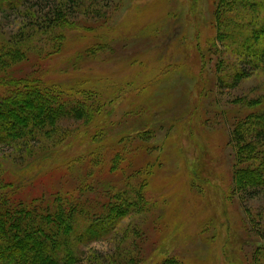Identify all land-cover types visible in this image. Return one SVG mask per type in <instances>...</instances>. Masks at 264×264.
<instances>
[{"label":"rangeland","instance_id":"rangeland-1","mask_svg":"<svg viewBox=\"0 0 264 264\" xmlns=\"http://www.w3.org/2000/svg\"><path fill=\"white\" fill-rule=\"evenodd\" d=\"M116 2L107 23L109 37L118 41L115 47L101 49L95 57L90 55L73 66L69 65L71 51L86 39L72 38L67 43L70 52L32 62L39 67L29 62L21 65L24 72L44 73L43 79L63 87L84 83L85 88H94L97 94L92 102L102 105H98L100 112L88 125L62 122L76 134L48 143L37 156L21 160L22 164L17 165L12 157L4 159L5 170L11 177L27 172L31 180L22 194L31 191L38 198L58 187L76 194L80 176L121 187L130 170L127 165H144L145 191L154 207L124 219L115 233L83 245L86 256L129 251L132 246L131 255L141 256L139 264H156L166 258L178 264H250L258 238L248 215L257 210L255 217L264 228V192L245 201L232 194L233 149L226 117L241 107L232 103L235 97L264 95V69L236 87L219 89L223 81L217 78V60L224 55L204 51V39L215 33L214 0ZM21 21L15 14L0 15V41ZM228 59L233 60L232 56ZM72 95L77 100L81 97ZM5 149L0 155L12 150ZM89 154L100 156L90 176L79 171L80 166L67 169L69 162ZM116 154L121 160L111 170ZM29 184L37 186L27 190ZM127 226L138 228L136 239L128 233L124 236Z\"/></svg>","mask_w":264,"mask_h":264},{"label":"trees","instance_id":"trees-1","mask_svg":"<svg viewBox=\"0 0 264 264\" xmlns=\"http://www.w3.org/2000/svg\"><path fill=\"white\" fill-rule=\"evenodd\" d=\"M117 3L116 0H0V15L15 14L24 19L14 32L8 33L7 39L0 41V152L12 149L0 155V264L141 262V256L131 255L132 246L129 251L95 252L88 256L82 246L115 233L124 219L148 213L154 207L145 191L144 165H127L130 170L121 187L115 183L102 185L98 180L92 183L80 176L76 194L70 188L62 192L58 187L34 198L31 191L22 194V188L31 180L27 172L20 171L22 174L11 177L2 163L12 157L19 165L25 157L37 156L39 148L46 149L48 143L56 144L68 135H75L76 130L62 126L64 121H81L86 125L94 121L100 112L99 104L92 102L97 94L94 88H85L84 83L75 88L63 87L43 79L44 73L24 72L21 65L29 62L39 67V63L32 62L70 52L67 43L72 38L87 40L71 51L69 65L73 66L90 55L95 57L101 49L115 47L118 41L109 37L107 23L108 14ZM214 4L215 33L204 39V51L224 55L217 60V78L223 81L221 90L236 87L244 78L264 69V0H214ZM2 30L0 23V37ZM230 56L233 60L228 59ZM72 93L83 99L77 100ZM232 103L241 107L227 112L226 117L231 124L229 145L233 149L231 191L241 195L243 201L252 200L264 192V95L235 97ZM119 153L124 156L123 151ZM98 159L100 156L89 154L75 158L66 167L72 171L80 166L79 171L90 176ZM120 160L116 154L111 170L118 168ZM31 162L30 166L26 164L30 168ZM29 186L27 190L37 185ZM103 191L105 196L101 195ZM88 193L93 197L86 196ZM256 212L248 215V219L254 220L257 233L254 235L258 238L250 264H264V228H260ZM137 230L136 226H127L123 234L136 239ZM249 231L253 232L252 228ZM156 264L178 262L166 258Z\"/></svg>","mask_w":264,"mask_h":264}]
</instances>
